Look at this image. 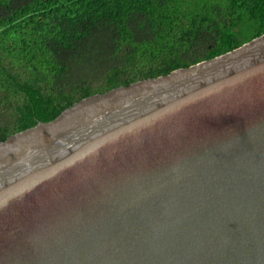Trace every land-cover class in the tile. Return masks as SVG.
I'll return each mask as SVG.
<instances>
[{
	"label": "water",
	"instance_id": "water-1",
	"mask_svg": "<svg viewBox=\"0 0 264 264\" xmlns=\"http://www.w3.org/2000/svg\"><path fill=\"white\" fill-rule=\"evenodd\" d=\"M0 264H264V34L0 141Z\"/></svg>",
	"mask_w": 264,
	"mask_h": 264
},
{
	"label": "trees",
	"instance_id": "trees-1",
	"mask_svg": "<svg viewBox=\"0 0 264 264\" xmlns=\"http://www.w3.org/2000/svg\"><path fill=\"white\" fill-rule=\"evenodd\" d=\"M264 34V0H0V141Z\"/></svg>",
	"mask_w": 264,
	"mask_h": 264
}]
</instances>
